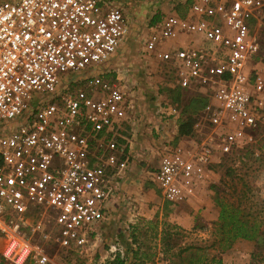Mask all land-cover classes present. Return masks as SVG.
Returning a JSON list of instances; mask_svg holds the SVG:
<instances>
[{
  "label": "built area",
  "instance_id": "1",
  "mask_svg": "<svg viewBox=\"0 0 264 264\" xmlns=\"http://www.w3.org/2000/svg\"><path fill=\"white\" fill-rule=\"evenodd\" d=\"M262 5L193 0L187 14L145 24L144 49L169 63L182 86L209 81L203 114L222 131L194 152L161 156L152 178L169 203L185 201L213 154L231 153L256 127L264 109L253 66ZM128 34L117 0H0V264H54L27 234L52 232L83 247L107 219L117 162L109 135L129 108L125 93L103 80L97 94L60 97L66 79L94 77ZM40 93L50 95L46 102Z\"/></svg>",
  "mask_w": 264,
  "mask_h": 264
},
{
  "label": "rangeland",
  "instance_id": "2",
  "mask_svg": "<svg viewBox=\"0 0 264 264\" xmlns=\"http://www.w3.org/2000/svg\"><path fill=\"white\" fill-rule=\"evenodd\" d=\"M142 1L117 0L129 21L128 36L94 77L78 73L66 79L60 97L97 94L103 80L117 81L125 93L129 108L109 135L117 146L109 215L83 247L56 240L52 232L46 238L27 234V240L54 264H109L116 257L124 264H264V109L237 148L213 154L185 201H165L153 181L162 155L194 152L203 142L216 141L222 131L212 128L203 114L209 81L182 86L169 63L144 49L145 24L152 19L143 21L144 14H137L135 3ZM192 2L185 1L189 6ZM254 26L259 51L253 66L264 87V0ZM49 96L40 93L38 100L44 103ZM261 96L264 100V90ZM188 120L193 121L191 132L179 134L180 124ZM222 209L243 221L242 232H254V237H233L238 225L221 218ZM4 245L3 235L0 251Z\"/></svg>",
  "mask_w": 264,
  "mask_h": 264
},
{
  "label": "crops",
  "instance_id": "3",
  "mask_svg": "<svg viewBox=\"0 0 264 264\" xmlns=\"http://www.w3.org/2000/svg\"><path fill=\"white\" fill-rule=\"evenodd\" d=\"M186 0H146L141 3H135V7L137 8V14H140L143 21H148L149 18L152 19L150 21H157L162 18L167 13L178 12L180 15H185L189 12L190 6L185 3ZM186 4V5H185ZM189 6V8H188ZM137 14H135L137 16ZM184 39H181L179 43H182ZM178 219H182L185 225H188L189 222L186 219V216L179 215ZM182 223V224H183Z\"/></svg>",
  "mask_w": 264,
  "mask_h": 264
},
{
  "label": "trees",
  "instance_id": "4",
  "mask_svg": "<svg viewBox=\"0 0 264 264\" xmlns=\"http://www.w3.org/2000/svg\"><path fill=\"white\" fill-rule=\"evenodd\" d=\"M192 122L193 121H185V122H182L179 126V134L181 135H187L191 132V126H192ZM220 217L221 218H228V220L230 219V221H232L233 223H236L238 226H235V230H236V233L233 235V237H237V236H240V237H243V238H253L254 237V232L251 233V234H248V233H244L242 232V230L244 229L243 226H244V223L243 221L241 220H236L235 219V215L231 214V213H226V211L224 209L221 210V213H220ZM256 230V229H254ZM109 264H124L123 260H120L118 257H116L114 260L110 261Z\"/></svg>",
  "mask_w": 264,
  "mask_h": 264
},
{
  "label": "bare ground",
  "instance_id": "5",
  "mask_svg": "<svg viewBox=\"0 0 264 264\" xmlns=\"http://www.w3.org/2000/svg\"><path fill=\"white\" fill-rule=\"evenodd\" d=\"M0 225H1V222H0ZM28 248H26V250H27Z\"/></svg>",
  "mask_w": 264,
  "mask_h": 264
}]
</instances>
